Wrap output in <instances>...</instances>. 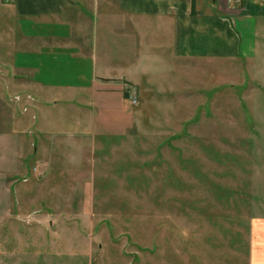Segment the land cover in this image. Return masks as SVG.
Listing matches in <instances>:
<instances>
[{
	"label": "rangeland",
	"instance_id": "rangeland-1",
	"mask_svg": "<svg viewBox=\"0 0 264 264\" xmlns=\"http://www.w3.org/2000/svg\"><path fill=\"white\" fill-rule=\"evenodd\" d=\"M203 64L183 84L135 85L136 104L126 84L86 107L41 93L47 130L11 101L29 90L3 92L0 264H249L264 54Z\"/></svg>",
	"mask_w": 264,
	"mask_h": 264
},
{
	"label": "crops",
	"instance_id": "crops-1",
	"mask_svg": "<svg viewBox=\"0 0 264 264\" xmlns=\"http://www.w3.org/2000/svg\"><path fill=\"white\" fill-rule=\"evenodd\" d=\"M257 54H264V0H0V97L29 90L30 102L15 91L11 101L33 109L42 130L46 91L56 103L75 98L86 107L85 93L96 89L183 84L186 70L203 63ZM250 243L249 264H264L262 215L252 220Z\"/></svg>",
	"mask_w": 264,
	"mask_h": 264
},
{
	"label": "built area",
	"instance_id": "built-area-1",
	"mask_svg": "<svg viewBox=\"0 0 264 264\" xmlns=\"http://www.w3.org/2000/svg\"><path fill=\"white\" fill-rule=\"evenodd\" d=\"M125 86H126L125 90L128 93V96H129L132 104H136L137 103V96H138L137 88L133 84H130V83H126ZM15 99L17 101H21L22 100V96L18 95V96L15 97Z\"/></svg>",
	"mask_w": 264,
	"mask_h": 264
}]
</instances>
